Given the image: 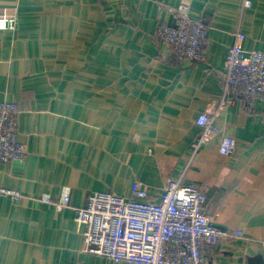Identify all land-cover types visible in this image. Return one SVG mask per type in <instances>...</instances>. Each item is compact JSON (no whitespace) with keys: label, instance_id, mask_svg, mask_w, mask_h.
<instances>
[{"label":"crops","instance_id":"0c3cea01","mask_svg":"<svg viewBox=\"0 0 264 264\" xmlns=\"http://www.w3.org/2000/svg\"><path fill=\"white\" fill-rule=\"evenodd\" d=\"M249 1L0 0V15L16 19L0 31V101L18 104L27 151L0 165V186L23 194L0 197V264H127L83 252L75 209L98 192L143 191L157 203L169 179L204 191L217 229L242 232L215 245L208 264L264 263V101L228 97L217 133L193 148L196 117L223 97L235 34L244 50L264 52V0ZM179 5L207 21L202 62L181 61L156 35Z\"/></svg>","mask_w":264,"mask_h":264},{"label":"built area","instance_id":"2783aa9c","mask_svg":"<svg viewBox=\"0 0 264 264\" xmlns=\"http://www.w3.org/2000/svg\"><path fill=\"white\" fill-rule=\"evenodd\" d=\"M243 0V7L250 6ZM171 22L159 27L156 35L167 51L181 61L202 62L208 24L206 19H193L187 5L168 8ZM13 14L0 15V31L15 30ZM244 35L235 34L224 62L223 97L212 111L195 119L200 129L193 145L194 153L209 143L217 128L214 121L232 100L241 96L247 107L264 101V52L246 51ZM18 104L0 101V165L23 162L26 147L18 140ZM234 148L230 137H223L219 145L221 155H229ZM0 197L20 201L23 194L17 189L0 186ZM146 193L136 191L129 198L111 193H93L83 208L75 209L74 221L83 236V252L127 264H208L207 253L228 237H241V231L217 229L204 213L206 195L193 185L183 186L169 179L157 203L147 202ZM51 204L48 196L40 199ZM66 189L55 206L61 210L68 205ZM70 264H81L73 262Z\"/></svg>","mask_w":264,"mask_h":264},{"label":"water","instance_id":"95a60500","mask_svg":"<svg viewBox=\"0 0 264 264\" xmlns=\"http://www.w3.org/2000/svg\"><path fill=\"white\" fill-rule=\"evenodd\" d=\"M249 264H264V263L262 262V259L260 257H257V258L251 259Z\"/></svg>","mask_w":264,"mask_h":264}]
</instances>
